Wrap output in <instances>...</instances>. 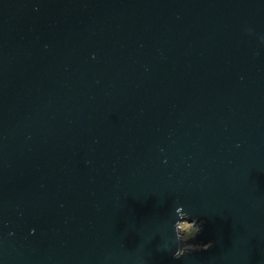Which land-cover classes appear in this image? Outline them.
Returning <instances> with one entry per match:
<instances>
[{
    "label": "water",
    "instance_id": "95a60500",
    "mask_svg": "<svg viewBox=\"0 0 264 264\" xmlns=\"http://www.w3.org/2000/svg\"><path fill=\"white\" fill-rule=\"evenodd\" d=\"M0 264H264V0H0Z\"/></svg>",
    "mask_w": 264,
    "mask_h": 264
},
{
    "label": "rangeland",
    "instance_id": "374dc122",
    "mask_svg": "<svg viewBox=\"0 0 264 264\" xmlns=\"http://www.w3.org/2000/svg\"><path fill=\"white\" fill-rule=\"evenodd\" d=\"M182 225H186V227H182ZM180 236L182 240H186L187 238H189L193 232L198 228V225H192V224H188L187 222H181L180 223ZM184 247H189V248H194V247H198L200 246L199 244H188V243H184L183 245Z\"/></svg>",
    "mask_w": 264,
    "mask_h": 264
},
{
    "label": "clouds",
    "instance_id": "9594fccd",
    "mask_svg": "<svg viewBox=\"0 0 264 264\" xmlns=\"http://www.w3.org/2000/svg\"><path fill=\"white\" fill-rule=\"evenodd\" d=\"M182 227H186V225H182ZM179 228H180V226H179Z\"/></svg>",
    "mask_w": 264,
    "mask_h": 264
},
{
    "label": "built area",
    "instance_id": "2783aa9c",
    "mask_svg": "<svg viewBox=\"0 0 264 264\" xmlns=\"http://www.w3.org/2000/svg\"><path fill=\"white\" fill-rule=\"evenodd\" d=\"M198 247H200V246H198Z\"/></svg>",
    "mask_w": 264,
    "mask_h": 264
}]
</instances>
